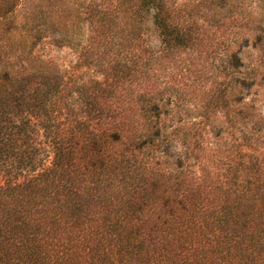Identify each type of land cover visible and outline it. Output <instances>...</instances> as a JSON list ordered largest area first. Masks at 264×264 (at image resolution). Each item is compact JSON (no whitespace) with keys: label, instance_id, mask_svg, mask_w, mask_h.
<instances>
[{"label":"trees","instance_id":"trees-1","mask_svg":"<svg viewBox=\"0 0 264 264\" xmlns=\"http://www.w3.org/2000/svg\"><path fill=\"white\" fill-rule=\"evenodd\" d=\"M247 3L0 0V264H264Z\"/></svg>","mask_w":264,"mask_h":264},{"label":"rangeland","instance_id":"rangeland-1","mask_svg":"<svg viewBox=\"0 0 264 264\" xmlns=\"http://www.w3.org/2000/svg\"><path fill=\"white\" fill-rule=\"evenodd\" d=\"M180 1L183 2L184 0ZM247 2H249L247 5H249L248 11L251 16L260 21L264 26V0H247ZM242 25L244 27H249L246 23H243ZM248 30L249 28L245 31L248 32ZM242 53L250 68L254 67L259 69L264 74V38L262 40H256L254 43L252 41L249 46L243 47ZM53 54L55 58L67 67L75 65L77 60V53L73 52L71 48H55ZM257 107L262 111L264 116V84L260 90V94H258ZM214 141L215 139L208 135L205 146H217V144L213 143ZM262 146H264V143Z\"/></svg>","mask_w":264,"mask_h":264}]
</instances>
